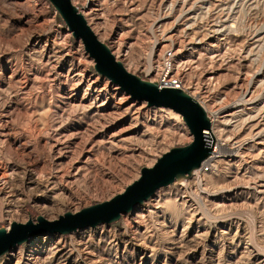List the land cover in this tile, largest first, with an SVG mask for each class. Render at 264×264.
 <instances>
[{"label": "rangeland", "instance_id": "obj_1", "mask_svg": "<svg viewBox=\"0 0 264 264\" xmlns=\"http://www.w3.org/2000/svg\"><path fill=\"white\" fill-rule=\"evenodd\" d=\"M71 1L128 71L204 106L221 153L119 220L32 237L0 264H264V0ZM93 65L48 0H0V227L108 200L192 141Z\"/></svg>", "mask_w": 264, "mask_h": 264}, {"label": "water", "instance_id": "obj_2", "mask_svg": "<svg viewBox=\"0 0 264 264\" xmlns=\"http://www.w3.org/2000/svg\"><path fill=\"white\" fill-rule=\"evenodd\" d=\"M72 37L81 41L84 51L93 60L94 70L118 85L132 99L145 101L148 107H163L178 113L187 126L192 141L170 148L149 167H142L140 175L125 189L108 200L66 211L57 219L47 220L41 215L37 222H12L9 228L0 227V257L28 239L44 234H68L86 227L110 224L122 214L148 200L159 188L174 182L183 183L210 156L212 144L203 131L210 129L211 120L204 106L180 86H160L128 71L88 25L84 15L71 0H48Z\"/></svg>", "mask_w": 264, "mask_h": 264}, {"label": "built area", "instance_id": "obj_3", "mask_svg": "<svg viewBox=\"0 0 264 264\" xmlns=\"http://www.w3.org/2000/svg\"><path fill=\"white\" fill-rule=\"evenodd\" d=\"M170 55V54H169ZM172 66L171 56L167 57L163 63L164 69L170 68ZM160 86H166V85H174L175 87H178L177 81L174 79H166L165 77L162 78L159 82ZM209 158V157H208ZM207 158V159H208ZM207 159L202 163L201 167L195 171V174H204V171L208 169L206 164L208 163Z\"/></svg>", "mask_w": 264, "mask_h": 264}, {"label": "bare ground", "instance_id": "obj_4", "mask_svg": "<svg viewBox=\"0 0 264 264\" xmlns=\"http://www.w3.org/2000/svg\"><path fill=\"white\" fill-rule=\"evenodd\" d=\"M203 133H204V136H205V138H206V141H208V143L210 144L211 142H210V138L211 137H213L214 136V134H213V132L211 131V127H210V129H205L204 131H203ZM63 149V148H62ZM74 153V152H73ZM219 153H221V151H219L218 150V148L216 147L215 149H214V151H211V154H210V156H209V158L207 159V161L209 160L210 161V159L211 158H213V157H215V155L216 154H219ZM65 154V152L63 153V155ZM59 156V155H58ZM218 156V155H217ZM57 158V157H56ZM64 158V157H63ZM58 162V161H57ZM60 163V162H59ZM55 165H56V163H55ZM4 166V164L2 163V166H0V168H2ZM57 171H58V169H57ZM59 172V171H58ZM57 174V173H56ZM65 175V174H64ZM61 176V175H60ZM48 177V176H47ZM65 177V176H64ZM63 177V175H62V178H64ZM74 177V176H73ZM10 179V178H9ZM9 179L8 178H6L4 175H2V177H0V181H3L4 183H2L1 185L2 186H6L7 184H9L8 182H9ZM61 179V178H60ZM42 180V179H41ZM11 181V180H10ZM38 181V180H37ZM50 182V181H49ZM52 182H54V181H52ZM68 182V181H67ZM61 184V183H60ZM36 185V184H35ZM47 185V184H46ZM45 185V186H46ZM64 185H65V183H64ZM42 186V185H41ZM30 187V186H29ZM33 187V186H32ZM53 187V186H52ZM57 187V186H56ZM2 188V187H1ZM64 189V188H63ZM42 190V189H41ZM48 190V189H47ZM38 191V190H37ZM45 192V191H44ZM5 195V194H4ZM42 195V194H41ZM39 196V195H38ZM6 197V196H5ZM11 198V197H10ZM18 199V198H17ZM19 200V199H18ZM11 201V200H10ZM18 202V201H17ZM46 241V240H45Z\"/></svg>", "mask_w": 264, "mask_h": 264}]
</instances>
